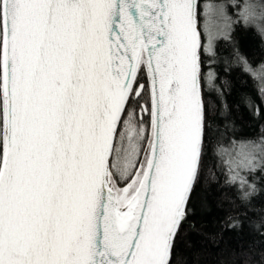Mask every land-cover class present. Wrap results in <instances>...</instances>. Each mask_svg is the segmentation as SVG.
Returning <instances> with one entry per match:
<instances>
[{
  "label": "snow or ice",
  "instance_id": "snow-or-ice-1",
  "mask_svg": "<svg viewBox=\"0 0 264 264\" xmlns=\"http://www.w3.org/2000/svg\"><path fill=\"white\" fill-rule=\"evenodd\" d=\"M228 7L264 36V0H0V264H173L202 180L251 204L264 130L229 139L205 99Z\"/></svg>",
  "mask_w": 264,
  "mask_h": 264
},
{
  "label": "trees",
  "instance_id": "trees-1",
  "mask_svg": "<svg viewBox=\"0 0 264 264\" xmlns=\"http://www.w3.org/2000/svg\"><path fill=\"white\" fill-rule=\"evenodd\" d=\"M241 1V0H239ZM259 2V0H248ZM230 14V7L227 8ZM232 27V41L220 43L221 54L216 69L219 94H205L214 105V120L228 129V138L238 140L257 139L264 130V98L259 81H254L241 71L239 56L256 67L264 63V38L254 25L245 26L240 17ZM223 41V40H221ZM217 95V96H216ZM251 105V106H250ZM256 107L260 115H254ZM214 159L209 160L211 167ZM222 179V178H221ZM260 191L247 207L236 200V192L222 183L202 180L192 197L195 214L184 225L173 252V264H254L264 259V237L252 227L264 218V181L257 178ZM239 220L240 227L229 229V218Z\"/></svg>",
  "mask_w": 264,
  "mask_h": 264
},
{
  "label": "rangeland",
  "instance_id": "rangeland-1",
  "mask_svg": "<svg viewBox=\"0 0 264 264\" xmlns=\"http://www.w3.org/2000/svg\"><path fill=\"white\" fill-rule=\"evenodd\" d=\"M208 2H210V3H213V4H220V3H223V4H227V5H230V3H231V0H201V3L202 4H204V3H208ZM237 2L238 3H240V4H242L243 2H244V0H241V1H239V0H237ZM249 2V1H248ZM249 3H251V2H249ZM253 3H259V2H253ZM239 11V8H232V7H230V14L229 13H227V15L228 16H230L231 18H232V20L233 21H235V19H238V18H235V17H237L238 15H237V12ZM239 17V16H238ZM233 24H235V23H233ZM233 24H232V26L231 27H233ZM230 33H232V29H231V31H230ZM258 33H259V35L262 37V38H264V36H262L261 34H260V32L258 31ZM233 34H230V36H232ZM221 40H223V41H221ZM221 40H219V41H217V51H218V59H217V63L214 65V68H215V70L217 69V67L219 66V61L221 60V54L222 53H225V51H226V48H225V50L222 48L223 46L220 44V43H226L227 41H232L230 38L229 39H221ZM220 46H222V47H220ZM216 76H217V73H216ZM214 88L216 89L215 91L217 92V94H219V92L218 91H220L219 89H218V87H217V78H216V80L214 81ZM214 88L212 89L213 91H214ZM254 264H264V259L262 260V261H259V262H256V263H254Z\"/></svg>",
  "mask_w": 264,
  "mask_h": 264
},
{
  "label": "flooded vegetation",
  "instance_id": "flooded-vegetation-1",
  "mask_svg": "<svg viewBox=\"0 0 264 264\" xmlns=\"http://www.w3.org/2000/svg\"><path fill=\"white\" fill-rule=\"evenodd\" d=\"M231 29H232V27H231ZM229 36H230V34H229ZM216 89L214 88V91L211 89V90H209L208 88H207V86H205V94L206 95H209V96H211L212 94H216V91H215ZM217 96V95H216Z\"/></svg>",
  "mask_w": 264,
  "mask_h": 264
}]
</instances>
